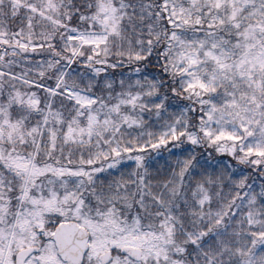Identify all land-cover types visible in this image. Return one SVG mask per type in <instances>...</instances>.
Wrapping results in <instances>:
<instances>
[{
	"label": "snow or ice",
	"instance_id": "6c2138e0",
	"mask_svg": "<svg viewBox=\"0 0 264 264\" xmlns=\"http://www.w3.org/2000/svg\"><path fill=\"white\" fill-rule=\"evenodd\" d=\"M0 264H264V0H0Z\"/></svg>",
	"mask_w": 264,
	"mask_h": 264
}]
</instances>
